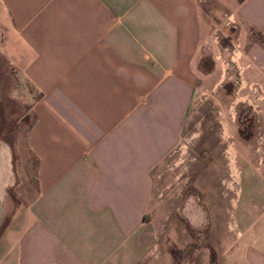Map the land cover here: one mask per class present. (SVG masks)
<instances>
[{
	"label": "crops",
	"instance_id": "obj_1",
	"mask_svg": "<svg viewBox=\"0 0 264 264\" xmlns=\"http://www.w3.org/2000/svg\"><path fill=\"white\" fill-rule=\"evenodd\" d=\"M199 1L0 0L1 48L36 91L27 145L37 182L27 203L11 201L6 150L0 264H174L178 222L180 264H264V0L229 8L244 44L241 88L258 108V138L244 158L248 235L227 236L231 208L215 203L224 182L215 172L209 187L205 169L183 188L179 210L157 215L171 184L158 186L153 170L176 152L199 81L212 73L198 65ZM236 176L233 207L243 192V172Z\"/></svg>",
	"mask_w": 264,
	"mask_h": 264
},
{
	"label": "rangeland",
	"instance_id": "obj_2",
	"mask_svg": "<svg viewBox=\"0 0 264 264\" xmlns=\"http://www.w3.org/2000/svg\"><path fill=\"white\" fill-rule=\"evenodd\" d=\"M234 1H199L206 32L198 65L201 72L212 73L199 81L176 152L153 170V177L158 186L171 184L167 194L159 197L158 206L162 207L157 215L162 217L169 211L167 209L179 210L181 199L186 195L182 190L187 184L192 185L193 177L199 176L205 169L209 174L205 178L207 185L213 188L214 173H221L223 201L217 199L215 203L222 205L225 202L227 208H231L232 216L228 215L227 221L232 223V227L227 226V236L237 237L235 242L239 243L240 237L236 232L240 231L243 237L248 235L245 232L246 220L253 213L243 210L247 204L245 177L250 171L244 158L252 153L253 143L258 138L255 111L258 108L255 109V102L252 104L250 101L251 90L247 86L241 88L239 80V53L236 48L241 51L244 44L242 39L239 41L237 30L232 28L234 24L228 23L229 8ZM4 32L0 19V146L8 152L15 177L9 189V198L20 205L31 200L37 192L36 157L27 145V130L33 120L31 104L36 91L6 58L1 48L4 47ZM233 51L237 54L233 55ZM223 73L225 77L219 80ZM230 147L237 151L235 161L233 155L229 154ZM161 171L163 176L157 178L156 173ZM231 171L237 174L242 171L244 177L243 192L237 198L236 207L230 206V199L235 197V191L230 188L233 186L236 189L239 184L236 185L238 178ZM229 174L233 175L229 177ZM173 217L180 220L175 210ZM181 225L180 222L175 223L173 233L174 264H180L182 254L179 249L182 244ZM214 250V247L211 248L213 258L216 254Z\"/></svg>",
	"mask_w": 264,
	"mask_h": 264
},
{
	"label": "bare ground",
	"instance_id": "obj_3",
	"mask_svg": "<svg viewBox=\"0 0 264 264\" xmlns=\"http://www.w3.org/2000/svg\"><path fill=\"white\" fill-rule=\"evenodd\" d=\"M8 161L6 149L0 146V186L6 185L7 167Z\"/></svg>",
	"mask_w": 264,
	"mask_h": 264
},
{
	"label": "flooded vegetation",
	"instance_id": "obj_4",
	"mask_svg": "<svg viewBox=\"0 0 264 264\" xmlns=\"http://www.w3.org/2000/svg\"><path fill=\"white\" fill-rule=\"evenodd\" d=\"M234 161H235V158H234ZM7 165H6V169H7V176H6V181L8 182V176H9V163H8V161H7V163H6ZM231 173H235L236 175H238L237 174V172H235V171H231Z\"/></svg>",
	"mask_w": 264,
	"mask_h": 264
},
{
	"label": "built area",
	"instance_id": "obj_5",
	"mask_svg": "<svg viewBox=\"0 0 264 264\" xmlns=\"http://www.w3.org/2000/svg\"><path fill=\"white\" fill-rule=\"evenodd\" d=\"M228 23H233L234 24V22H233V20H232V18L230 17V16H228ZM236 50H237V53H238V48H236ZM236 53V54H237ZM235 53H234V51H233V55H236ZM226 157H227V161H228V152H227V154H226Z\"/></svg>",
	"mask_w": 264,
	"mask_h": 264
}]
</instances>
